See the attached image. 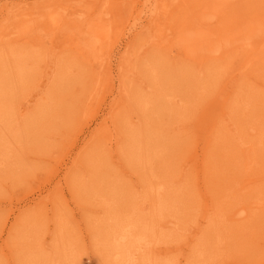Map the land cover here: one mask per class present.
Here are the masks:
<instances>
[{"label":"rangeland","instance_id":"1","mask_svg":"<svg viewBox=\"0 0 264 264\" xmlns=\"http://www.w3.org/2000/svg\"><path fill=\"white\" fill-rule=\"evenodd\" d=\"M4 1L0 26L42 27L45 33L36 31L33 40L19 45L32 55L34 68L25 79L12 57L0 62V138H10L16 149L13 158L0 163V218L10 213L0 229V264H44L53 256L60 264H120L112 247L118 222L109 218L111 213L122 221L134 219L135 235L150 236L147 251L152 254L161 246L163 252L154 253L158 260L264 264V208L258 210L254 203L259 198L264 202V167L247 159L258 156L264 164V0ZM54 10L66 23L48 30L44 18ZM91 24L108 36L96 61L81 49L82 41L91 40ZM156 25L162 28L160 36L154 35ZM188 29L194 34L203 29L199 35L206 39L200 50L189 52L178 44ZM71 36L79 44L71 43ZM9 42L1 46L14 48V41ZM218 48L225 49L222 55L213 52ZM53 74H58L55 86ZM44 84L45 92L37 94ZM51 88L56 101L47 104L45 93ZM251 91L258 104L247 118ZM183 102L189 109L182 114ZM227 103L236 113L235 125L224 115ZM118 104L123 107L110 116ZM85 114L89 119L83 122ZM137 119L140 125L131 131ZM15 123L21 125L19 138L11 136ZM97 126L116 128L126 147L139 138L145 162L119 155L116 144L111 156L113 144L103 142L98 159L107 171L99 169L102 174L94 176L96 168L89 177L90 167L85 166L88 173L84 167L73 168L72 159ZM76 127L80 132L75 136ZM249 145L251 151L246 150ZM217 146L236 155L229 185L209 174V166L217 162L226 168L220 158H208ZM173 158L177 163L169 167ZM165 179L172 184L159 194ZM218 189L234 190L228 193L234 197L218 199L226 208L221 237L209 195ZM243 205L249 211L246 218L237 214ZM23 211L34 222L26 220L13 234L12 224ZM234 211L235 219L227 220ZM33 224L35 234L29 232ZM40 233L45 235L38 245Z\"/></svg>","mask_w":264,"mask_h":264},{"label":"bare ground","instance_id":"2","mask_svg":"<svg viewBox=\"0 0 264 264\" xmlns=\"http://www.w3.org/2000/svg\"><path fill=\"white\" fill-rule=\"evenodd\" d=\"M8 2H5L4 0H0V8H5ZM13 3V2H11ZM9 3V4H11ZM150 12V16L153 15L154 13V9L151 7L148 10ZM46 12L42 13L41 16H44ZM58 12L57 10H54L51 12L50 16H47L44 18V25L45 27L49 30L51 29V27L57 28L58 25L66 23L64 22V17L61 14L60 17L57 15ZM11 25L8 24L7 22H5L2 26H0V62L1 60H3V58L5 59V57L10 58L11 57L13 60L16 61V67H17V71L19 72V75L22 76V79H25L27 77V75H30V72L32 71L33 64H32V55L29 53H26L22 50L23 47L19 46V45H25L26 43L30 42L31 40H33L32 35L36 32V31H41L43 33H45L44 28L41 27V30H38L39 28H32V27H28L29 29H21L22 27L20 25H14L12 28H10ZM58 28H63V27H58ZM99 26L96 27L94 24L89 25V30H90V41L88 42H81V44L83 45L81 47L82 49V53H84L86 56L85 57H89L91 59H94L95 61L99 59V57L103 54L102 49L104 47V44H106V41L108 39L107 33L100 31ZM155 29V34L156 36H160L162 33L161 30L162 28L160 27V25H156L154 27ZM192 29V28H191ZM191 29L182 31L181 34L179 35V39H178V44H182L181 46H184L186 49H188L189 52H193V51H197L200 50L203 45L200 44H204L203 40H205L206 38H204L201 34V31L203 29H200L199 32H196V34L191 33ZM47 30V32H48ZM18 31L22 32L23 34H20L19 38L17 37V35L12 36V34L17 33ZM254 31V30H253ZM46 32V34H47ZM85 33V31H83ZM190 32V33H189ZM164 33V32H163ZM36 35V40L39 42L38 45L40 44V38L37 37V33ZM42 35V33L40 34ZM198 35V36H197ZM248 38H251V35H249V32L246 34ZM249 35V36H248ZM39 36V35H38ZM236 40V37L234 38ZM12 40L14 41L15 45L14 48L11 47L9 48H3L1 45L2 44H6V42L10 43L9 41ZM71 43H75L79 44V42L76 41V37L71 36ZM5 41V42H4ZM200 45V46H199ZM170 47V46H169ZM199 47V49H198ZM129 48V47H128ZM225 49L223 48H218L215 49L213 52L217 53L219 55H222ZM187 51V50H186ZM213 53V54H214ZM251 62V59H248L246 62ZM260 61V60H259ZM254 62L251 63V66H253ZM124 69V64H121L120 70ZM133 68H131L132 70ZM54 75V74H53ZM62 74H59V77H64L62 76ZM1 82H3V80L0 79ZM58 74L54 75V78L52 80V85H56L58 84ZM45 84L41 86L40 90L38 91L37 94L39 93H44L45 92ZM4 89V88H3ZM115 92H117V95H119L121 93V90L118 89ZM153 93V92H152ZM4 94V90H2L1 96ZM202 94L204 95V93L202 92ZM45 95H47V97L49 98V101L46 102L47 104H52L56 101V96L55 93L53 92L52 88L47 90V93H45ZM202 96V95H201ZM253 98V99H252ZM257 97H256V92L255 91H251V94L249 95V100L247 101V111L245 112V117L249 118L253 116V107L257 106ZM181 101V100H179ZM29 105V104H28ZM128 107V105H126ZM121 107H123V105H117L114 109L111 108V110L108 112V114L110 116H113L114 114H116V112H118ZM180 107L182 109V114L184 113V111H186L187 109H189V106L187 105V103L183 102L182 104H180ZM228 109H226V108ZM224 107V115L226 116V120L229 122L232 120V124L235 125L237 124L234 120L236 113L234 110L231 109V105L229 103L226 104V106ZM129 108V107H128ZM130 110V109H129ZM255 111V110H254ZM88 114V113H87ZM89 115H84L82 116V118L80 119L81 121L85 122L89 119L88 117ZM139 119H137L136 121L134 120L132 123V127H131V131H133L134 129H136L137 127H139ZM142 125V124H141ZM20 126L19 124L14 125V127L12 128L11 131V136L12 137H20ZM103 127V126H102ZM190 126H184V128H189ZM45 128L48 129L50 128V122H47L45 124ZM115 128V127H114ZM235 128V127H234ZM79 127H76V129H74L76 132H74V135L76 136L77 133L80 132V130H78ZM215 128L214 126L211 128L210 131H213ZM236 129V128H235ZM78 130V131H77ZM100 132V133H98ZM240 132V131H239ZM239 132L237 131L235 133V135L238 137L239 136ZM261 136L263 137L262 139V143L264 144V129H262ZM100 134V135H99ZM135 135V133H133ZM138 135V134H137ZM240 137V136H239ZM122 136L119 134L118 130L115 128L113 130L108 129V127H104L103 130L101 129L100 126L95 127L94 131H92L90 133V138L89 141L86 142V145L84 147V149L78 154L77 158H73L72 162H73V168H78V167H84L86 173L87 172V168L90 167V173L88 176L90 177L93 173H96V168L98 169V173H96L94 176L100 175L102 174V172L100 170H108L106 167V163H102L99 161V153H100V149H101V144L104 143H109V144H113L111 151H112V155L113 156V151H114V144H116V149H118V154L123 156H128L130 158H138L141 159V163L145 162L144 160V149L141 148V146L139 147V145H137V143L139 142V138L133 139L131 141V146L126 147L125 144L122 145L120 143ZM220 137H217V139H219ZM10 139V138H9ZM9 139H2L0 138V163L4 162L5 160H9L11 158H13L11 155L12 153L16 150L13 146V143L9 140ZM3 140V141H2ZM2 141V142H1ZM133 142H135V144H132ZM16 146V145H15ZM219 147L217 146L215 149L216 150H212V153L208 154V158L211 160V162L215 159H219L220 158V162H225L226 163V168L225 169H221L216 166L218 164H213L211 166H209V174L213 177L219 176L220 180H224V183L226 181V185H229L232 183V180L230 179V177H228V174L231 173L233 166L236 167V155L233 156L231 148H228V150H220L218 149ZM247 151H251L252 150V146H247L246 147ZM205 152L203 151V154ZM106 156H110V152H106V154H103ZM247 156V155H246ZM103 159V158H102ZM247 159L251 162L252 165H260L259 168L264 167V164H259V160H258V156L253 157L252 155L247 156ZM222 160V161H221ZM162 162V161H160ZM158 163V162H157ZM176 161L173 158L171 161H169L167 163V165L169 167H174L176 165ZM220 163V164H221ZM86 166V167H85ZM69 167H66V169L68 170ZM94 168V169H93ZM100 169V170H99ZM66 170V173H67ZM208 181L209 177H207ZM122 182H117L116 186H119ZM172 184L171 181L167 182L166 179L160 182V186L158 188V193L161 194L164 190H166L170 185ZM225 185V186H226ZM86 186H89L86 184ZM226 189V188H225ZM230 193H234L233 189H229ZM170 191V189L168 190ZM167 191V192H168ZM224 193V191H222V189H218V190H213L209 195L212 197V203L211 205L213 206L212 209L213 211L211 212V214L215 215L214 218V225L215 228L217 230L218 236H222L224 234L223 230V226H221V223L223 221L222 217L225 215L224 211L226 210V208L220 203V201L218 200L221 196L223 195H229L228 193ZM231 197H234L233 195H229ZM260 203H257L256 200H254V203L256 204L255 207L258 210H263L264 208V202L260 201V198L258 200ZM211 209V208H210ZM237 214L240 215V217L242 218H246L249 215V211H248V207L246 205H243L238 211ZM25 215V216H24ZM10 213L6 216H2L0 218V229L4 230L6 224L8 223V219H9ZM236 216V211H234L232 213V215H230L229 217H226V219H235ZM115 217V218H114ZM110 219H115L117 220V228L115 229V232L112 233V247L115 250L116 254H117V260L118 263L120 264H170L168 261H164V260H158L157 258H155L154 253H162L163 250L161 248V246H157L155 248V250L153 251L154 253H150V251H147V247L149 244V238L150 236H148L146 234V232H143L140 235H135V230L137 227V222L134 219H130L127 221H122L120 220L121 217L118 213H111V216H109ZM206 220L209 221V215H206ZM27 220V224L28 222H34L32 219L31 221L26 217V212L23 211L20 213V215L15 219L14 223L12 224V233L13 234H17L22 225L24 224V222ZM36 226L33 224V227L31 229H29L31 231H33V234L37 233V228H35ZM43 235H45L44 233H40L38 234V236L36 237V243L38 245L39 244V240L38 238H42ZM42 242V240H40ZM35 243V241H33V244ZM145 252H147L150 256H146ZM203 254V252H200V256ZM44 264H60V263H56V258L55 256H53L52 260L49 263L44 262Z\"/></svg>","mask_w":264,"mask_h":264}]
</instances>
